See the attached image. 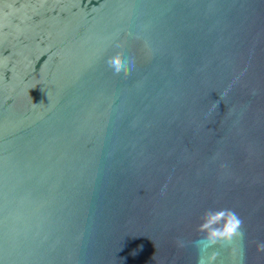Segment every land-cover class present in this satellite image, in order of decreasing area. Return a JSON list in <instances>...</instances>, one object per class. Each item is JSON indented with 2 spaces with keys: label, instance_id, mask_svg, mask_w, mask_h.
I'll return each mask as SVG.
<instances>
[{
  "label": "water",
  "instance_id": "obj_1",
  "mask_svg": "<svg viewBox=\"0 0 264 264\" xmlns=\"http://www.w3.org/2000/svg\"><path fill=\"white\" fill-rule=\"evenodd\" d=\"M209 207L264 264V0H0V264H197Z\"/></svg>",
  "mask_w": 264,
  "mask_h": 264
},
{
  "label": "clouds",
  "instance_id": "obj_2",
  "mask_svg": "<svg viewBox=\"0 0 264 264\" xmlns=\"http://www.w3.org/2000/svg\"><path fill=\"white\" fill-rule=\"evenodd\" d=\"M107 66L114 75L127 76L131 71V66H134V60L121 53H116L108 58ZM198 233L202 234L201 239L206 242V248L201 249L197 264H211L217 253L206 255L207 249L212 248L219 240L231 241L236 236L243 238L245 230L243 220L231 209L209 207L200 217ZM197 247L199 248V244ZM258 248L264 250V243L259 244Z\"/></svg>",
  "mask_w": 264,
  "mask_h": 264
}]
</instances>
